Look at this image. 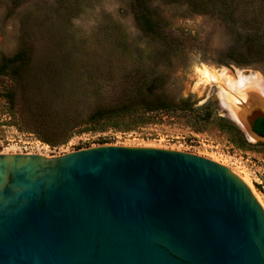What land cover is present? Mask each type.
I'll return each mask as SVG.
<instances>
[{"label": "rangeland", "instance_id": "obj_1", "mask_svg": "<svg viewBox=\"0 0 264 264\" xmlns=\"http://www.w3.org/2000/svg\"><path fill=\"white\" fill-rule=\"evenodd\" d=\"M149 1L159 24L158 32L151 35L139 23L135 0H0V62L21 50L31 54L27 80L20 85V107L33 104L36 110L40 99L47 97L69 104L64 114L39 125L50 140L58 142L69 114L76 118L89 110L93 97L88 80L99 70L124 72L142 66L158 71L168 66L181 80L183 97L195 106L215 102V111L233 121L232 103L222 93V85L234 89L240 75H255L264 88L263 61L236 62V52L247 56L252 52L246 51L247 37L264 47V0ZM206 68L223 73L222 83L205 80ZM9 84L8 78L0 77V92ZM249 101L246 118L264 112L262 93ZM9 106L0 93V151L55 157L102 145L168 148L215 160L240 177L247 176L264 195V139L251 140L237 121L254 147H238L215 124L196 131L184 116L131 132H78L65 143L50 145L39 133L19 125Z\"/></svg>", "mask_w": 264, "mask_h": 264}, {"label": "water", "instance_id": "obj_2", "mask_svg": "<svg viewBox=\"0 0 264 264\" xmlns=\"http://www.w3.org/2000/svg\"><path fill=\"white\" fill-rule=\"evenodd\" d=\"M0 264H264V195L168 148L2 150Z\"/></svg>", "mask_w": 264, "mask_h": 264}, {"label": "trees", "instance_id": "obj_3", "mask_svg": "<svg viewBox=\"0 0 264 264\" xmlns=\"http://www.w3.org/2000/svg\"><path fill=\"white\" fill-rule=\"evenodd\" d=\"M150 3L149 0H135L140 12L139 23L151 35L158 32L159 24L151 14ZM258 45L260 44L254 37H247L246 51L249 48L252 52L247 56L234 51L239 55L236 62L247 64L253 59H259L264 63V53H257L264 47L260 49ZM118 46H120L119 42ZM30 59V51L25 49L13 58L0 62V77H6L10 81L9 86L0 93L8 101L10 112L20 123L19 125L23 124L25 129L39 133L43 141L50 145L65 143L78 132L110 129L131 132L149 124L163 122L169 117L184 116V119L191 123L196 131H205L210 124H215L221 131L226 132L228 138L238 147H254L235 121L215 111V102L210 101L204 105L195 106L190 99L183 97L181 80L176 77V71L168 66L158 71L142 66L124 72L110 68L107 71L99 70L91 74L88 80L90 82L88 93L93 97V102L89 110L76 118L74 114H69L65 128L59 135L60 139L58 142L52 141L39 125L44 126L52 119L51 117H56V114L61 112L64 114V109L69 104L61 98L47 97L40 99L36 110L33 104L20 107L22 93L20 85L27 80ZM253 128L258 134L264 136V116L255 119Z\"/></svg>", "mask_w": 264, "mask_h": 264}, {"label": "bare ground", "instance_id": "obj_4", "mask_svg": "<svg viewBox=\"0 0 264 264\" xmlns=\"http://www.w3.org/2000/svg\"><path fill=\"white\" fill-rule=\"evenodd\" d=\"M223 73H218L215 70H211L209 68H206L203 70V77L205 80H213V81H220L222 83ZM256 76L255 75H250V76H245V75H240L239 78L237 79V86L236 88H231L227 87L222 88V93L226 96V98L231 100L232 107H231V112L233 118L243 127L245 130L247 136L251 140H257L258 137L255 133L251 131L250 124L248 122V116L251 114H248L246 118V111L248 108V102L250 96L257 95L259 92L264 95V88L260 87L259 83H256ZM256 88L257 90H255ZM261 96V95H260ZM264 108V105H263ZM245 181H247L249 184V180L246 177L241 176ZM251 185V184H250Z\"/></svg>", "mask_w": 264, "mask_h": 264}]
</instances>
